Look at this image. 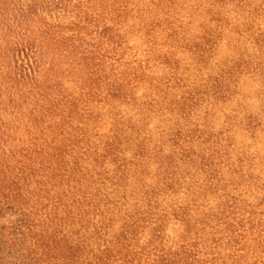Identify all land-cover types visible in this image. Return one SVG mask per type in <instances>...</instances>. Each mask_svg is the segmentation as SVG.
I'll return each mask as SVG.
<instances>
[{
  "label": "rangeland",
  "instance_id": "374dc122",
  "mask_svg": "<svg viewBox=\"0 0 264 264\" xmlns=\"http://www.w3.org/2000/svg\"><path fill=\"white\" fill-rule=\"evenodd\" d=\"M0 264H264V0H0Z\"/></svg>",
  "mask_w": 264,
  "mask_h": 264
}]
</instances>
